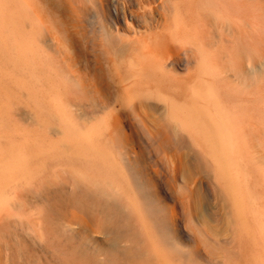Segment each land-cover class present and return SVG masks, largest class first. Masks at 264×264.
Listing matches in <instances>:
<instances>
[{"label": "bare ground", "instance_id": "6f19581e", "mask_svg": "<svg viewBox=\"0 0 264 264\" xmlns=\"http://www.w3.org/2000/svg\"><path fill=\"white\" fill-rule=\"evenodd\" d=\"M17 1L14 7L0 0V76L34 104L39 123L56 121L63 137L60 144L40 127L18 128L1 104L0 223L7 206L21 207L14 189L31 187L52 156H65L83 186L80 206L102 200L101 233L115 264L153 258L174 264L149 195L142 193L146 201L137 196L116 153L138 125L203 151L231 200L241 244L253 238L251 264H264V0H96L122 98L104 116L93 113L86 126L70 117V81L32 33L40 0ZM10 93V86L0 88V101ZM126 117L129 133L123 132ZM126 228L131 234L122 246Z\"/></svg>", "mask_w": 264, "mask_h": 264}, {"label": "rangeland", "instance_id": "374dc122", "mask_svg": "<svg viewBox=\"0 0 264 264\" xmlns=\"http://www.w3.org/2000/svg\"><path fill=\"white\" fill-rule=\"evenodd\" d=\"M10 1L17 6V0ZM39 2L40 11L36 9L35 12L38 17L32 13L31 21L39 18L40 22L29 32L33 30L39 45L68 77L71 90L66 93V100L71 106L70 117H76L75 121L79 119L77 122L86 126L93 113L104 116L122 98L113 71L115 65L111 59L108 61L113 54L112 45L103 37L99 5L96 0ZM41 6L45 7L42 9ZM49 11L54 18L50 17ZM50 18H56L55 22ZM182 74H188V70ZM6 86L12 89L11 98L1 100L0 107L5 105L14 124L18 128L40 127L48 138L61 144L63 132L60 125L54 120H47L45 127L39 123L34 104L0 76V88ZM125 121L123 132L129 133L130 129L126 128H130L131 123ZM131 130L129 139L116 148V153L130 175L137 196L142 199V193L149 195L152 204L148 206L154 209L156 220L162 222L165 248L173 263L251 264L254 259L253 238L248 236L247 243L241 244L231 200L203 151L187 143L175 145L166 131L159 135L158 131L148 132L138 125L132 126ZM9 136L7 133L6 137ZM6 139L10 142L9 138ZM131 142L134 145H130ZM51 159L47 173L35 184L16 187L12 192L18 195L21 207L7 206L4 211L0 223V264H115L108 240L101 233V227L106 226L102 200L98 199V206H94L90 199L80 206L77 198L81 197L79 192L83 186L77 184L73 168L65 164L68 158L52 156ZM84 188L98 192L91 185ZM130 234L126 228L122 246L126 245L124 240ZM177 242L181 244L179 248ZM262 248L264 253L263 244ZM147 260L140 259L133 264H158L154 258L151 262ZM118 264L131 263L120 261Z\"/></svg>", "mask_w": 264, "mask_h": 264}]
</instances>
